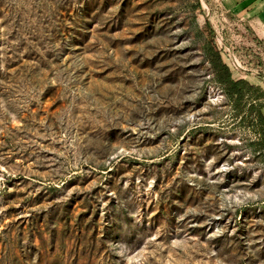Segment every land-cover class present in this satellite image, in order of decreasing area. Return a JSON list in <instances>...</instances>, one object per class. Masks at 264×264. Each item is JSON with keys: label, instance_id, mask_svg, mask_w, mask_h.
Listing matches in <instances>:
<instances>
[{"label": "rangeland", "instance_id": "1", "mask_svg": "<svg viewBox=\"0 0 264 264\" xmlns=\"http://www.w3.org/2000/svg\"><path fill=\"white\" fill-rule=\"evenodd\" d=\"M208 41L264 78L213 0H0V264H264V158Z\"/></svg>", "mask_w": 264, "mask_h": 264}, {"label": "trees", "instance_id": "2", "mask_svg": "<svg viewBox=\"0 0 264 264\" xmlns=\"http://www.w3.org/2000/svg\"><path fill=\"white\" fill-rule=\"evenodd\" d=\"M209 36L212 32L209 31ZM208 58L215 83L234 109V116L244 121L250 119L255 138L252 140L254 150L264 158V89L244 78H234L230 66L223 59L221 51L209 41L203 46Z\"/></svg>", "mask_w": 264, "mask_h": 264}, {"label": "crops", "instance_id": "3", "mask_svg": "<svg viewBox=\"0 0 264 264\" xmlns=\"http://www.w3.org/2000/svg\"><path fill=\"white\" fill-rule=\"evenodd\" d=\"M221 14L244 22L264 44V0H213ZM252 83L264 89V78L252 76ZM264 111V109H263Z\"/></svg>", "mask_w": 264, "mask_h": 264}]
</instances>
